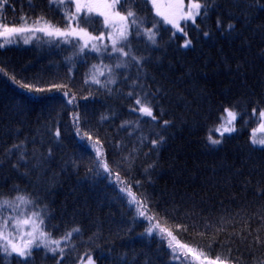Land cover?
Listing matches in <instances>:
<instances>
[{"label": "trees", "instance_id": "1", "mask_svg": "<svg viewBox=\"0 0 264 264\" xmlns=\"http://www.w3.org/2000/svg\"><path fill=\"white\" fill-rule=\"evenodd\" d=\"M72 1L7 0L0 8V21L4 25H16L15 18L23 17L31 22L57 20L65 24L61 27L70 23V27L94 33L106 30L102 11L94 8L87 7L75 19L70 18L74 11ZM122 1L117 2L116 12L126 17L129 11L134 13L127 17L128 33L132 32L133 40L126 49H133L139 55L136 63L144 70V77L138 75L133 80L123 68V62L119 66L113 64L117 63L119 54H107L108 51L76 60L74 55L81 53L76 43L60 44L50 58L49 67L43 66L39 59L37 41L26 45L25 50L30 51L26 56L15 48L16 42L0 44L3 45L0 47V159L9 160L5 152L27 143L28 150L24 151L31 153L34 166L32 173L25 164L16 170L3 167L0 188L5 187L8 198L17 200L22 196L33 209L39 208L48 235L53 234L51 225L66 223L71 224L68 230L72 233L62 247L67 252L64 257H51L45 249H39L26 260H6V264H75L78 256L86 255H91L97 264H202L204 258L232 264H264V243H256L257 237L264 242V147L251 144L240 120L243 118L252 127L254 112L264 109V0H215L212 19L207 7L195 23L184 26H188L192 35L187 48L165 34L171 28L162 26L149 0H143L146 3L143 16L129 6L134 0L126 5ZM200 1L207 4V0ZM51 8L61 12L62 18L56 15L52 18ZM140 23L149 26L141 30L142 34L138 30ZM148 30L154 33V42L160 47L165 43L162 50L145 44L143 37H149ZM13 50L18 55L11 58ZM6 57L12 59L10 66L14 69L3 66L7 65ZM94 60L103 67L101 81L113 80L111 91L81 96L71 88L69 80L87 77L95 67ZM68 64L71 69L65 68ZM8 71L13 75L1 76ZM147 75L156 84L149 83ZM57 85L60 87H54ZM57 91L67 93L73 102L77 98L85 104L78 110L79 120H84L86 126L77 123L76 116L68 112L65 116L72 124L64 119L62 125L61 105L44 103ZM128 96L132 102L127 106L139 112L143 101H151L152 116L141 112L144 117L136 124L140 133L129 136L133 149L138 150L137 158L145 165V174L148 177L150 170L154 180L145 191L144 179L140 186L139 181H132L138 174L129 171L128 186L146 202V207L148 202L152 204L147 217L161 223L163 220L160 225L151 221L143 227L125 216V208L120 207H124L121 192L109 200L100 185H83L84 177L90 181L89 167L103 175L115 176L113 171L118 172L109 167V149L123 147L122 140L117 138L113 143L111 136L117 132L116 118L128 121L127 116L122 117L124 112L119 116ZM154 97L164 98L166 102L160 104ZM32 100L54 112L40 129L36 127L39 112L30 113L28 107ZM137 100L141 103L137 104ZM228 105L237 113L235 130L220 136L212 124L218 120L219 111ZM123 123L127 124L124 120ZM206 130L220 143L204 151L201 139H205ZM54 137L59 141L70 139L68 148L74 153L71 158L80 157L78 146L83 151L92 146L95 154H88L94 160L99 158L100 165L69 160L65 166H59L49 159L56 150L47 149ZM129 160L126 153L117 162L130 165ZM103 163H107L110 171L104 170ZM40 201L45 205L40 206ZM149 227L155 228L151 236L146 232ZM170 243L177 247L180 260L172 258Z\"/></svg>", "mask_w": 264, "mask_h": 264}, {"label": "bare ground", "instance_id": "2", "mask_svg": "<svg viewBox=\"0 0 264 264\" xmlns=\"http://www.w3.org/2000/svg\"><path fill=\"white\" fill-rule=\"evenodd\" d=\"M119 1V0H118ZM199 3H201L200 0H195ZM125 5L129 2V0H124L122 1ZM71 4L74 5L75 1L73 0L72 2H70ZM151 4V2H150ZM207 4H208V11L207 14L209 13L210 18L212 19L213 14H214V8H215V0H207ZM117 2L115 3V8H116ZM130 7H132L133 9H135V11L143 16L146 13V3H144L143 0H134L129 4ZM152 6V5H151ZM51 17L54 18L55 15L58 17L62 18L61 12H56L55 9L51 8ZM67 14V13H66ZM63 16H65L63 14ZM73 17V14L71 13L70 18ZM64 18V17H63ZM103 18H105V16L103 15ZM197 19V17H196ZM195 19V21H196ZM42 20V19H39ZM15 21H17L16 23V27L19 28L21 26H28L30 24H32L31 20L29 19H23V17H16ZM35 21V20H34ZM192 21H186L183 23V28L179 29V30H174L171 29L170 31H168L165 34H168L170 36H172V41H176L177 43H180L182 48H187L184 47L185 41H190L191 42V34L188 32L187 27H184L186 24L191 23ZM47 23L49 24V26H47V28L45 29V31H40V29H43L42 27L37 28V30L40 32H36L33 31L34 34L36 35L34 38L30 39L31 41L28 43H25L23 40H12L13 42H16L14 44L15 48L18 49V52H20L22 54V56H26L29 55L30 51L29 50H25L26 45H32L34 42H38L40 48H38V54H39V59L40 61L43 63V66L45 67H49L51 66V59L53 57L54 51L60 46V44L62 43H67V41L70 40H75L76 44L81 45V48L83 46V51L81 53H76L74 55V58L76 60H81L82 58L86 57H93L96 56L98 54H106L107 51H110V54H119V58L117 63L113 62V64L119 65L120 63L123 62V68L125 69L126 72L129 73V75L133 78V80L135 78H138V75L140 77H144L145 73L144 70L142 69V67H140L136 62L139 59V55L136 54L134 52L133 49H126L128 45L131 44L132 40H133V35L132 32H127V36L126 39L124 40H119L115 37H111L109 38V42H112L113 39H117V43H116V47L118 49H121V51H113L111 50V48L108 47L105 48V46L102 47H98L93 41L87 42V46L85 45V41H81L79 37L76 36H68L67 38L63 37V36H57V35H48L46 34L48 31H53L54 29H60L61 31H65V32H73L70 31L68 27H61L65 24H61L60 21H55L54 23L47 21ZM193 24V23H192ZM191 24V25H192ZM68 25L70 26V23H68ZM149 26H147L145 23H140L138 30L141 32L143 29H149ZM80 36L84 37L85 35L82 32H79ZM18 34H15L14 37H17ZM25 37V36H24ZM26 38V37H25ZM62 38V39H61ZM25 40H29L28 38ZM64 40V41H63ZM143 41L145 42V44H148L149 46H154L155 50H162V48L165 46V43L162 42L161 47L153 42L152 39H149V37H143ZM113 43V42H112ZM108 44V43H107ZM79 45V46H80ZM119 45V46H118ZM95 46V47H94ZM105 48V49H104ZM122 48L125 49V51H122ZM98 49V50H97ZM50 52V53H47ZM11 58H14L17 54V52L15 50L11 51ZM123 53H127V55H124ZM7 62H5L7 65H3L6 66L8 68L14 69L12 68V59H10V57H6L5 58ZM93 64L95 65L94 68H92L87 77H83L81 80L77 79V80H69V85L71 86V88H73L79 95L81 96H85L87 94H91V93H96V92H104V93H110L111 91V86L113 83V80L110 79L108 81H101V71L103 70L102 66L99 64V62L97 60L93 61ZM66 69H71V65H65ZM82 75L85 76L86 73L84 71H81ZM13 75V73L11 71H8L7 73L1 74V76H3L4 78L7 75ZM148 77V81L149 83L156 84V81H153V77L151 76V78L147 75ZM98 80L99 83H96L94 81ZM17 89V88H16ZM55 94L53 93L50 97H48L49 99L45 100L44 103H48V102H55L61 105V111H60V115H62L63 117L59 120L62 125L64 124V119L67 120L68 124H72V121L70 118H66L65 113L68 112L70 115H75L76 116V120L78 118V122L80 121V115H79V110L78 107L82 104V106H85V104L83 102H81L80 100H78L77 98H74V102L72 101V99H70V97L68 95L62 94L61 91H57ZM156 102H159L160 104H164L166 102V100L164 98H160V97H154L153 98ZM72 101L71 103H69V101ZM102 100V99H101ZM102 102L104 103H108L105 102V100H102ZM132 102V97L128 96L126 97V100L124 98V102L122 104V111L120 112L119 116L121 115V113L124 112L123 116H127L128 117V121L126 119L120 118L121 122L117 120L116 118V122H117V132L111 136V142H115V140L118 138L120 140L123 141V147L122 148H115L113 149L112 146H110L109 149V167L111 168H115L118 169V172L115 173L113 171V173L115 174V176H112L110 174L107 175H103L101 173H99L97 171V169L92 170L89 167L88 173H91V177H90V181L85 180L84 177V184L83 185H87V183H96L98 185H100L102 187V190H104L106 192V196L109 197V200H111L112 198H114L115 196L118 195L119 192H121V196L123 198V206H120L121 208H125L126 213L125 216H128L129 219L131 220H136L137 222H139L143 227H146L147 223H150L151 221H153L155 224L160 225L163 224V220L162 223L159 222L158 220L154 219H149L148 216V212L151 209L152 204L150 202H148L147 207H143L141 208V202L142 200L137 197L135 194H133V192L130 190V187L128 186L129 183L131 182V179L129 177V171H132L138 174V178L134 179V177L132 178V181L136 182L139 181V185H142V180L144 179V185H143V190H148V188H150L151 183H153V178L151 177V173L150 170H148V177L145 174V165L137 158L138 157V153H137V148L134 147L133 149V141L131 139L130 135L133 136H137L140 132L136 126V124L138 123V120H140V118L144 117V115L139 112L138 110L132 108V107H128L127 103H131ZM143 105L145 107H150L151 101H143L142 102ZM47 105V104H46ZM28 107L30 108V113H34L37 114V112H39L37 115H39L36 119V127L37 128H41V126L43 127V125H45V122L47 121L48 118L52 117L54 115V112L49 109L47 106L45 105H40L38 104L36 101L32 100L29 104ZM225 109H229L231 110V106L229 107L226 106L223 108V110L219 111L218 114V120L216 122H214V124H212V128H215L219 123H221L222 121H224V123L227 121L228 117L227 114L225 113ZM259 110H256L254 112V116H255V123L252 127H250L248 125V123L242 118L241 120V129L245 131L246 136L250 137V141H251V134H252V130L253 127L256 125L257 121L259 120V114L257 113ZM74 112L77 114H74ZM114 116H117V112L114 110L113 111ZM236 112V111H235ZM237 114V113H236ZM237 117V116H236ZM223 118V119H222ZM127 123H123V120ZM105 120V118H104ZM236 121V120H235ZM80 122H83L81 125L82 126H86L87 123L84 120H81ZM66 124V126L68 125ZM128 125L129 128L126 126ZM89 127V126H88ZM38 130V129H37ZM209 130V128H208ZM206 130V135H205V139H201L202 144H203V150L205 151L206 149H214V144L211 143V140H216V138H214L212 135H210V132ZM214 132H216L214 130ZM52 134V133H51ZM209 137V139H208ZM60 138V137H59ZM63 139V138H60ZM208 139V140H207ZM53 141V142H52ZM49 144L47 145V149L49 151H53L54 149L56 150L55 153H50L49 159L58 162L57 164L59 166H65L64 164H67L69 162V160H79L80 163L78 164H86V162H89V164L92 165H100L101 160L99 158H96L92 155L95 154V151L91 148L86 149L83 151L82 146H78L77 149L80 152V157L77 158H71L74 156V153H71L69 151L68 147H71V143H70V139H65V141H62L59 139H56L55 137L52 138V140H49L48 142ZM252 145H254L251 142ZM54 145V146H53ZM112 145V143L110 144ZM57 148H54V147ZM257 146V145H254ZM257 147H264V145L262 146H257ZM24 150H28V146L27 143H20L18 144L17 147H12L10 148V150L8 152H5V156H7V158L9 160H6L4 158V160L0 159V169H2L3 167H7L9 169H17L19 167V165L21 164H25L28 167V170L30 171V173L33 172V168L34 166L31 165L32 163V155L31 153H27V151ZM68 151V152H67ZM97 151V150H96ZM88 152L92 153V154H88ZM128 154L129 155V164L127 165L125 163H121V162H117L118 158H121L123 154ZM35 154H37V152H35ZM71 156V157H70ZM42 157L45 158V155L43 154ZM58 159V161H57ZM10 164V165H9ZM143 177V178H142ZM142 179V180H141ZM124 189V191H121V189ZM5 187H1L0 188V221H4L5 223L8 224H15L18 222L19 219H21L24 215H21V213L19 212V208L18 206L16 207L15 202H12L11 200L8 199L7 194H6V190H4ZM49 194V193H48ZM46 194H43L42 197H46ZM133 195L135 196V200L136 202L130 203V200L132 199ZM114 196V197H113ZM7 200L9 203L8 204H3V201ZM119 204H121L120 200H117ZM18 202V201H17ZM40 206H44L45 204L43 202L40 201L39 203ZM106 205L111 206L112 208H115L113 206L112 203H107ZM112 208H110L112 211H114ZM138 208H141V210L145 211V216H139L138 215ZM31 213H35V218H37L40 221V225L44 228L43 223H41V221H43L42 215L40 212L39 208L37 209H32ZM115 212V211H114ZM50 213V212H49ZM116 213V212H115ZM33 215V214H32ZM34 216V215H33ZM71 226V224H59V225H51V231L53 234H49V243H48V247H44V246H40V247H34L32 249V253L34 251H37L39 249H45V253L48 256L51 257H57V258H61L64 257L67 252L62 248L66 245V241L67 239H61L62 237H65L68 233H70V231L68 230V228ZM72 236V235H71ZM52 240H59L60 244L59 247H57L56 244L51 243ZM0 245H2L0 243ZM61 247V248H60ZM56 249L57 251L53 252L50 251L49 249ZM61 249H63V254H61ZM11 250L9 249V252ZM79 254V253H78ZM77 254V255H78ZM87 257H92L91 255H86L83 257L78 256V259L75 261V264H78L79 262H81L83 259L87 258ZM20 259V257H18L15 253H12L11 255H7L6 253H4L3 251H0V264H6V260H14V259ZM93 258V257H92ZM94 259V258H93ZM95 260V259H94ZM96 261V260H95ZM197 262V261H195ZM202 264H204L203 261H201ZM26 264V263H23ZM97 264V262H96ZM178 264V263H176Z\"/></svg>", "mask_w": 264, "mask_h": 264}, {"label": "rangeland", "instance_id": "3", "mask_svg": "<svg viewBox=\"0 0 264 264\" xmlns=\"http://www.w3.org/2000/svg\"><path fill=\"white\" fill-rule=\"evenodd\" d=\"M76 1L77 3L81 5V8H80L81 11L84 9H88L87 7L92 8V9L94 8L98 11H102V18H103V15L105 16V18H103V22H104L106 30H103V32L101 33H94L92 31H87L82 28H75V27H70L71 25L70 26L67 25L69 30L75 31L78 34L77 36L76 35L75 36L79 37L81 41H85L86 46H87V42L91 43V41H93L98 47L105 46V48H107V45H108V47L111 48V50H113V43L109 42V38L111 37L118 38L122 31L128 32V30L125 28L126 22H127L126 19L122 20L121 17H124V16L117 13L115 10L116 0H76ZM149 1L151 2L154 13L162 21V26H164L165 28L168 26L174 30H179L183 28L184 22L192 21L191 19L183 20V19H180V17L186 16L189 13V6L197 2L195 0H149ZM76 6L77 5H73V8L77 9ZM171 20H176L179 23L180 28L179 29L174 28L173 25L168 22ZM47 26H49L47 21L37 20L28 26H21L19 28H17L16 26L7 27V29H24V31L8 34L5 31L6 27L2 26V24L0 23V42H5L6 40L11 39V38L14 40H21V41L23 40L24 42H25V39L28 38L29 40L27 41L30 42L31 41L30 39L36 36L33 31L39 32L37 28L42 27L43 29H46ZM79 32H82L85 36L84 37L80 36ZM15 34H18L17 37H14ZM68 43L72 44V43H76V41L70 40V42ZM79 45H80V42H79ZM79 45H77V48L79 52H82L83 46L81 48V45L80 46ZM73 51H76V50L73 49ZM109 52L107 54H109ZM230 111L236 113L235 110L233 109H231ZM261 112H264V109L259 110L257 112L259 114V120L257 121L256 125L253 127V130H252V134H251L252 143H253V140H256V141L264 140V117L260 116ZM226 126H230L234 128L235 121L232 125H227L226 122L224 123V121H222L214 128V130L219 135H222V133L223 134L230 133V132H224L223 129ZM217 129H219V131H217ZM254 145L262 146L259 143L254 144ZM8 199L11 200L12 202H15V199H11V198H8ZM16 201H18V202H15L16 207L18 206L19 212L21 213V215H24V216L21 219H19L18 222L15 224H8V223H5L4 221H0V233H2L4 237H7L8 240H11L13 243L17 244L18 246H22V244L26 240L31 239V237L28 236L27 234L33 231L34 224L40 225V221L37 218H35L36 216L35 213H31L32 212L31 210L33 209L31 207V203H25L18 199ZM25 220H29L30 222L26 224L24 223ZM40 229L44 231L41 225H40ZM0 243L2 245H6L7 241L4 240L3 238H0ZM9 249L11 250L10 246H9ZM205 263L206 264H232L229 262L216 261L212 259L205 260ZM78 264H96V261L92 257H87L83 259L81 262H79Z\"/></svg>", "mask_w": 264, "mask_h": 264}, {"label": "snow or ice", "instance_id": "4", "mask_svg": "<svg viewBox=\"0 0 264 264\" xmlns=\"http://www.w3.org/2000/svg\"><path fill=\"white\" fill-rule=\"evenodd\" d=\"M50 2H52V0H50ZM60 2L63 3L64 0H60ZM116 2H118V0H116ZM4 3H7V0H3V3H0V8L3 7ZM207 7H208V5L206 3H204V4H201L199 2L193 3V4H191L189 6V13L186 16L180 17V19H183V20L191 19L193 21V23H195L196 17H198L201 14L202 11L206 12L207 11ZM80 8H81V5L79 3H77V13L80 12ZM132 16H134V13L129 11L127 13V17H132ZM127 17H121V19L125 20V19H127ZM72 18L75 19L76 17L74 16ZM168 22L171 23L174 28H177V29L180 28V25H179V23L176 20H171V21H168ZM132 23L134 24L135 20H133ZM229 27H231V25H229ZM5 31L8 34H11V33H14V32L24 31V29H7L6 28ZM40 31H45V29H40ZM148 31H149V39H152L153 42H154V33H152L151 30H148ZM46 34L63 36L65 38H67L68 36L78 35L75 31H73V32H65V31H61L60 29H54L53 31H48ZM205 35H207V33ZM126 36H127V32L126 31H122L117 39L124 40V39H126ZM117 39H113V41H112L113 42V51H121V49H117L115 47L116 43H117ZM66 42H70V41H67V39H66ZM25 43H28V41L25 40ZM190 43H191L190 41H185L184 47H188L190 45ZM2 46L3 45H0V47H2ZM123 54L127 55V53H123ZM93 79H94V81L96 83H99L98 80H95V78H93ZM22 87L27 88L28 85H23ZM54 87L59 88L60 86L57 85V86H54ZM37 91H41L42 92V91H45V90L44 89H37ZM65 95H67V93H65ZM71 102L72 101L70 100L69 103H71ZM140 103L141 102L139 100H137V104H140ZM140 111L143 114H145V115L152 116V109L150 107H145V106L141 105ZM225 113L227 114V117H228V119L226 121L227 125H232L234 123V121L236 120L237 114L232 112V111H230L229 109H225ZM260 116L264 117V112H261ZM154 118L155 117H153V119ZM77 123H78V118H77ZM165 123L167 124L168 122L165 121ZM223 130H224V132H232L235 129L233 127H230V126H226V127H224ZM217 131H219V129H217ZM56 135L57 136L60 135L59 130H57ZM156 143H157V141H153V144H156ZM211 143L212 144H219L220 140H211ZM257 143H259L260 145H264V140H260V141L253 140V144H257ZM98 155H99V153H98ZM102 166H103V168H104V170L106 172L110 171V169L108 168L107 163H103ZM121 191H124V189L122 188ZM16 199H18L20 201H23L25 203H30V201H27L26 198L22 197V196L21 197H17ZM133 202H136L134 195H133L132 199L130 200V203H133ZM8 203L9 202L7 200L3 201V204H8ZM143 207H146V202H141V208H143ZM141 208H138V215L143 217V216H145V211L141 210ZM149 219H152V218L150 217ZM29 222H30L29 220H25L24 221V223H26V224L29 223ZM41 223H43V221H41ZM184 230L186 231L187 229L184 228ZM73 231L78 232L79 229H74ZM154 231H155L154 227H149V228L146 229L147 234L150 235V236L154 234ZM163 231L164 230L161 229V232H163ZM37 233H38V235H37ZM167 234L169 236H172L171 232H168ZM27 235L30 236L31 239L26 240L22 244V246H18L17 244L13 243L11 240H8L7 237H4L2 233H0V238H3L4 240L7 241L6 245H0V251H3L7 255H11L12 253H15L18 257L25 258V260H26V258L31 256L32 249L34 247H40L41 245H43L46 248L48 247V243H49L48 234L40 229V225L34 224L33 231L29 232ZM71 235H72V233L70 232L65 237H62L61 239H68V238L71 237ZM173 239H174V237H173ZM51 243L56 244L57 247H59L60 241L59 240H52ZM256 243L260 244V243H264V242L260 241V239L257 237ZM9 246L11 248L10 252H9ZM180 247L187 248V245H180ZM169 248L172 249V258L176 259V260H180L181 259V254L177 251V247L170 243L169 244ZM49 250L53 251V252L56 251V249H54V248L53 249H49ZM60 251H61V254H63V249H61ZM189 251H192V250L189 249Z\"/></svg>", "mask_w": 264, "mask_h": 264}]
</instances>
